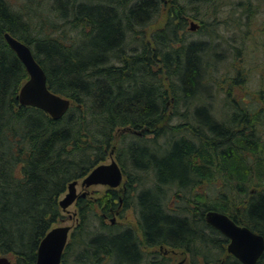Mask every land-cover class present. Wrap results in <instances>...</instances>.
<instances>
[{
    "label": "trees",
    "instance_id": "trees-1",
    "mask_svg": "<svg viewBox=\"0 0 264 264\" xmlns=\"http://www.w3.org/2000/svg\"><path fill=\"white\" fill-rule=\"evenodd\" d=\"M12 1L0 0V255L9 264H35L41 238L62 216L68 183L113 149L126 190L76 200L78 222L60 264H171L158 251L150 257L140 250L137 229L147 245L184 250L193 263L242 264L220 255L204 213L221 206L218 197H233L264 233V80L253 93L230 98L243 79L230 76L227 87L218 81L226 46L213 33L189 38V20L205 23L191 5L207 4L217 16L218 1ZM253 7L238 3L230 20L245 24ZM6 31L29 45L49 89L69 98L60 118L19 103L28 75ZM126 209L134 224L106 220ZM256 264H264L263 253Z\"/></svg>",
    "mask_w": 264,
    "mask_h": 264
},
{
    "label": "water",
    "instance_id": "water-1",
    "mask_svg": "<svg viewBox=\"0 0 264 264\" xmlns=\"http://www.w3.org/2000/svg\"><path fill=\"white\" fill-rule=\"evenodd\" d=\"M198 24L190 21L189 29L195 30ZM3 37L9 47L15 52L23 63L28 77L24 80L17 93V99L22 105L38 107L48 113L52 118H60L68 109L70 100L55 92H52L46 81V74L41 65L36 61L32 50L25 42L4 32ZM127 128V127H126ZM129 131L130 129H123ZM140 133V132H138ZM123 174L119 164L110 151L109 161L94 166L81 180L82 187L92 184H103L109 188H117L122 183ZM77 179L67 185L63 197L59 199L62 210L72 204L79 194L76 191ZM124 183H122L123 186ZM84 193H81L83 195ZM208 224L218 228L231 241L227 246L228 251L233 253L242 263L254 264L264 248V240L260 234L252 232L247 227L237 226L225 214L214 210H208L205 214ZM114 222V217L111 218ZM71 225H56L50 228L41 238L35 264H60L63 250L67 244ZM6 256L0 255V264H9Z\"/></svg>",
    "mask_w": 264,
    "mask_h": 264
},
{
    "label": "rangeland",
    "instance_id": "rangeland-1",
    "mask_svg": "<svg viewBox=\"0 0 264 264\" xmlns=\"http://www.w3.org/2000/svg\"><path fill=\"white\" fill-rule=\"evenodd\" d=\"M13 1L17 2V0ZM217 1V16H214L211 13L212 9L207 4L191 5V10L195 12L199 17H201L200 19H203L205 23L201 28H197L196 30H189V38L194 40L212 39L210 34L213 33V40L216 43H220L221 45L226 46L225 48L228 49V54L223 60L216 63V74L219 75L218 81L221 83L222 87H227V79L230 80V76L235 77L237 73L240 74L237 76L243 79V81L240 84H233L229 96L230 98H233L235 96H245L249 93H253L256 89H258V84L260 85V81L264 80V0H250V2L252 3V7L254 6L252 8V13L248 19L243 16V20L241 21V23H245L246 25H238L236 21L232 22L230 20L231 17H234L233 12L238 11V3L245 2L246 0ZM165 8L167 10V6ZM163 16L164 12L162 11V15L158 19L157 24L161 23V19ZM212 19H216L219 21L216 27L208 24ZM194 21L199 23L196 20ZM225 21H229V24L226 25L224 23ZM212 28L214 31L212 30ZM150 29L151 27L147 30V34L149 33L148 31ZM216 34H220L222 37H217ZM237 49L239 50L237 51ZM206 57L207 59H214L212 55ZM207 73L210 72H208L207 70ZM211 90L212 89L210 88V92ZM207 93L209 92L202 93L201 98H203ZM214 98H216L215 105L217 107V111H222L221 107L224 105L225 93L223 91H220ZM150 135L151 134L147 136ZM108 161L109 157H107L104 162ZM80 182L81 179H79L76 185V191L78 193H84V195L91 200L95 199L96 197L102 196L107 189V186L102 184H92L87 187H82ZM210 187L214 189V185H209L207 188H204V190L208 191L207 193L211 197L213 192ZM202 188L200 187V190H203ZM63 195L64 193L61 195V197H63ZM171 202H173V200L170 201V203ZM61 211L62 216L58 219L55 226L66 224L74 226L78 222V218L76 219V201L70 204L66 209ZM114 215L115 216H110V218L114 217V223L120 226L134 224L135 222V218L131 209L124 210L122 214L121 210H119V212ZM106 220L109 222V218H106ZM180 251V249H177L176 253H169L171 264H177L179 261H184L183 264H203L202 262L193 263L190 260V256L188 253L181 254ZM184 257L185 260H183Z\"/></svg>",
    "mask_w": 264,
    "mask_h": 264
},
{
    "label": "flooded vegetation",
    "instance_id": "flooded-vegetation-1",
    "mask_svg": "<svg viewBox=\"0 0 264 264\" xmlns=\"http://www.w3.org/2000/svg\"><path fill=\"white\" fill-rule=\"evenodd\" d=\"M217 1V0H216ZM108 189V187H107ZM111 189V188H110ZM115 190L122 192L124 194V191L126 190L125 188V182H124V187H122L121 189L120 188H116ZM83 192V191H82ZM248 194L247 196H249L250 194H252L254 192V190L252 188L248 189ZM233 193H235L233 191ZM80 194L77 199L81 196V197H86L84 194L81 195V192L78 193ZM217 198V197H216ZM230 197H227V196H224V197H218L217 198V201L218 203H221V206H216L215 208L213 209H209V210H214V211H217V212H220L222 214H225L228 218H230L237 226H240V227H247L248 229H250L252 232L256 233V234H260L264 235V233H261L255 229H253V227L248 223L250 222V219H247V217H249L248 213H247V205L246 204H237L236 202H232V200L234 199L233 197H231V199H229ZM76 199V200H77ZM243 201H247V197L246 198H243ZM117 203H118V208H120V206L122 205V198L120 197L118 200H117ZM208 211V210H207ZM204 213V220H205V214L206 212ZM119 212V210H116V212L114 214H117ZM113 214V215H114ZM115 216V215H114ZM76 219H77V214H76ZM110 219V218H109ZM78 220V219H77ZM205 223L208 224L205 220ZM214 231V234L216 235V240H218L221 244V246L223 247V251L222 253L220 254L223 258L226 256H231V257H234L236 259H238L233 253H231L230 251H228L227 249V246L228 244L230 243L231 239L230 237H228L227 235H225L221 230H219L218 228L208 224ZM126 225H121V227H125ZM137 234V236L140 238L139 234L141 235L142 233L140 231L135 230ZM139 232V234H138ZM264 240V239H263ZM143 251L145 252L146 255H149L150 257H153L156 255V251H158L159 253H161L162 255L164 256H167L169 257V253H176V250H173V249H170L168 247H163L162 245H160L159 247L157 246H151L149 248H144ZM181 254L183 253H186L184 252V250H181L180 251ZM262 253L264 254V248L260 254V256L262 255ZM187 254V253H186ZM221 256L219 257L220 260L222 259ZM260 256L258 257V259L256 260V262L254 264L257 263V261L259 260ZM183 260H185V257L183 258ZM239 260V259H238ZM222 261V260H221ZM220 261V262H221ZM240 261V260H239ZM184 261H179L177 264H183ZM219 263H216V264H220ZM241 262V261H240ZM242 263V262H241ZM244 264V263H242Z\"/></svg>",
    "mask_w": 264,
    "mask_h": 264
},
{
    "label": "bare ground",
    "instance_id": "bare-ground-1",
    "mask_svg": "<svg viewBox=\"0 0 264 264\" xmlns=\"http://www.w3.org/2000/svg\"><path fill=\"white\" fill-rule=\"evenodd\" d=\"M132 133H134V134H137V135H141L144 131H143V129L142 130H130ZM138 132H140V133H138ZM120 166V165H119ZM120 169H121V167H120ZM122 170V169H121ZM138 231H140L141 232V230H139L138 229ZM138 234H139V232H138ZM139 236H140V238H139V241H138V245H139V248H140V250H143L144 248H149V247H151L150 245H147L146 243H145V241H144V238H143V234H139ZM262 236V235H261ZM263 239H264V235H263ZM36 261V260H35Z\"/></svg>",
    "mask_w": 264,
    "mask_h": 264
}]
</instances>
